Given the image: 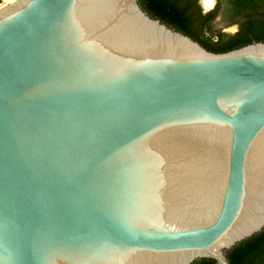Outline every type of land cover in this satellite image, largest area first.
<instances>
[{
	"label": "water",
	"instance_id": "obj_1",
	"mask_svg": "<svg viewBox=\"0 0 264 264\" xmlns=\"http://www.w3.org/2000/svg\"><path fill=\"white\" fill-rule=\"evenodd\" d=\"M263 229L264 43L209 52L138 0L0 4V264H230Z\"/></svg>",
	"mask_w": 264,
	"mask_h": 264
},
{
	"label": "trees",
	"instance_id": "obj_2",
	"mask_svg": "<svg viewBox=\"0 0 264 264\" xmlns=\"http://www.w3.org/2000/svg\"><path fill=\"white\" fill-rule=\"evenodd\" d=\"M4 0H0V4ZM141 8L153 19L198 42L207 51L220 54L253 43H264V0H231L233 23L239 25L230 35L215 31L208 36L207 26L219 15V6L204 14L199 0H138ZM230 264H264V229L261 233L226 251ZM193 264H216L201 259Z\"/></svg>",
	"mask_w": 264,
	"mask_h": 264
},
{
	"label": "rangeland",
	"instance_id": "obj_3",
	"mask_svg": "<svg viewBox=\"0 0 264 264\" xmlns=\"http://www.w3.org/2000/svg\"><path fill=\"white\" fill-rule=\"evenodd\" d=\"M11 1L13 0H4L2 4ZM230 1L231 0H212L213 5L210 8L219 6V15L215 21L207 26L206 33L208 36L212 35L215 31H222L227 34H234L237 31L238 27L233 23V9Z\"/></svg>",
	"mask_w": 264,
	"mask_h": 264
},
{
	"label": "bare ground",
	"instance_id": "obj_4",
	"mask_svg": "<svg viewBox=\"0 0 264 264\" xmlns=\"http://www.w3.org/2000/svg\"><path fill=\"white\" fill-rule=\"evenodd\" d=\"M6 1H9V0H6ZM213 5V3H212V0H204L203 1V6H204V8H206V9H210V7Z\"/></svg>",
	"mask_w": 264,
	"mask_h": 264
},
{
	"label": "flooded vegetation",
	"instance_id": "obj_5",
	"mask_svg": "<svg viewBox=\"0 0 264 264\" xmlns=\"http://www.w3.org/2000/svg\"><path fill=\"white\" fill-rule=\"evenodd\" d=\"M199 4H200V0H199ZM200 7H201V9H202L201 4H200ZM202 10H203V9H202ZM237 27H238V29H239V25H237ZM237 31H238V30H237ZM237 31H236V32H237ZM236 32H235V33H236ZM230 35H232V34H230Z\"/></svg>",
	"mask_w": 264,
	"mask_h": 264
}]
</instances>
